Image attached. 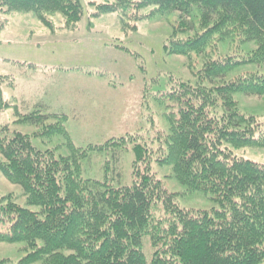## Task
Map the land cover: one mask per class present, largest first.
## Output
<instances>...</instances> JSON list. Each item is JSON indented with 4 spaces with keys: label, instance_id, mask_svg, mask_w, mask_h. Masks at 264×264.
Here are the masks:
<instances>
[{
    "label": "trees",
    "instance_id": "trees-1",
    "mask_svg": "<svg viewBox=\"0 0 264 264\" xmlns=\"http://www.w3.org/2000/svg\"><path fill=\"white\" fill-rule=\"evenodd\" d=\"M91 5L96 8L92 17L116 14L124 29L178 13V26L163 48L186 57L192 77L156 79L165 84L158 93L170 108L156 162L170 168L177 185L207 198L210 206H182L177 193L150 171V152L141 142L131 148L128 184L83 179L81 162L105 146L70 142V154L57 155L55 148L36 145L37 138L64 130L46 123L64 114H44L41 108H50L37 103L29 114L15 111V123L35 132L0 126V174L24 197L18 203L12 192H0V244L19 252L3 256L0 264H264V162L235 153L264 149V112L245 111L239 101L241 95L264 96V0ZM12 12L32 13L50 29L58 14L69 30L78 29L84 15L81 0H0V14ZM185 18H197L198 24L193 35L180 37L189 30ZM234 38L254 48L240 57H211L214 46ZM247 65L255 70L233 74ZM9 107L0 90V111Z\"/></svg>",
    "mask_w": 264,
    "mask_h": 264
},
{
    "label": "rangeland",
    "instance_id": "rangeland-1",
    "mask_svg": "<svg viewBox=\"0 0 264 264\" xmlns=\"http://www.w3.org/2000/svg\"><path fill=\"white\" fill-rule=\"evenodd\" d=\"M106 1L110 0H81L84 15L76 30L66 28L58 14L52 16V29L32 13L0 14V22L5 24L0 30V90L5 102L10 104L0 111V126L35 132L37 128L15 123L18 119L15 111L29 114L34 106L26 98L40 97L42 102L38 103L48 104L50 108H41L42 113L64 114L60 119L49 118L47 125L55 123L64 130L59 129L50 138L47 135L37 138L36 145L55 148L57 155H69L70 142L76 147L105 146L81 162L83 179L105 178L116 185L128 184L133 159L131 148L141 142L150 152V171L177 193L182 206L209 207L207 198L177 185L170 168L156 162L158 144L168 131L165 116L170 113L167 102L158 93L165 84H158L157 78L161 80L166 74L183 79L192 77L188 59L167 54L163 48L166 36L178 26V13L172 12L156 21L142 20L133 29H130L133 23L127 24L124 29L116 14L91 16L96 11L91 3L100 5ZM184 23L189 30L180 37L193 35L197 18H185ZM253 48L252 44H241L234 38L217 44L213 47L217 52L209 49V53L212 58L227 53L240 57ZM17 62L38 67L26 69ZM251 70L254 67L247 65L233 74ZM5 76L14 79L8 82ZM231 76L232 73L227 77ZM55 96L59 103L52 105L50 100ZM239 101L245 111L264 112V96L241 95ZM112 139L114 142L107 145ZM235 153L264 162V149L245 148ZM0 192H12L18 203L24 202L20 187L9 183L1 174ZM16 255H19L17 248L0 244V259Z\"/></svg>",
    "mask_w": 264,
    "mask_h": 264
},
{
    "label": "crops",
    "instance_id": "crops-1",
    "mask_svg": "<svg viewBox=\"0 0 264 264\" xmlns=\"http://www.w3.org/2000/svg\"><path fill=\"white\" fill-rule=\"evenodd\" d=\"M23 89H24V85H23ZM42 94L44 95V90L42 91ZM27 101H30L32 102V104L34 105H37L38 102H42V99L40 97L38 98H34V99H31V98H26ZM51 104L52 105H57V97L55 96L53 99L50 100ZM38 104H42V103H38ZM48 106V104H46Z\"/></svg>",
    "mask_w": 264,
    "mask_h": 264
}]
</instances>
